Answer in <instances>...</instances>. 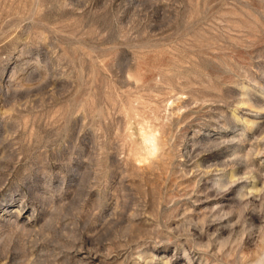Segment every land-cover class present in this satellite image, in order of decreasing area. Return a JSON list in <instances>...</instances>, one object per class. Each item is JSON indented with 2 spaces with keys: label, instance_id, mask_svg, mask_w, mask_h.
<instances>
[{
  "label": "rangeland",
  "instance_id": "rangeland-1",
  "mask_svg": "<svg viewBox=\"0 0 264 264\" xmlns=\"http://www.w3.org/2000/svg\"><path fill=\"white\" fill-rule=\"evenodd\" d=\"M0 264H264V0H0Z\"/></svg>",
  "mask_w": 264,
  "mask_h": 264
}]
</instances>
